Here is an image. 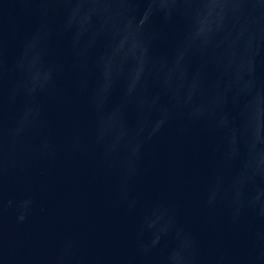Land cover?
<instances>
[{"label":"water","instance_id":"1","mask_svg":"<svg viewBox=\"0 0 264 264\" xmlns=\"http://www.w3.org/2000/svg\"><path fill=\"white\" fill-rule=\"evenodd\" d=\"M0 264H264V0H0Z\"/></svg>","mask_w":264,"mask_h":264}]
</instances>
